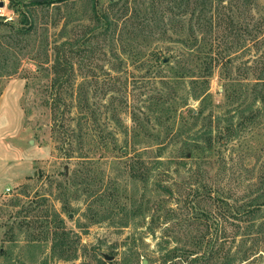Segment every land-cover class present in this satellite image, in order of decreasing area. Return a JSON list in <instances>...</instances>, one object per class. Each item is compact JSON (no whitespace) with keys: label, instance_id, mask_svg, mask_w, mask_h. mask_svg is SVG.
I'll return each instance as SVG.
<instances>
[{"label":"rangeland","instance_id":"obj_1","mask_svg":"<svg viewBox=\"0 0 264 264\" xmlns=\"http://www.w3.org/2000/svg\"><path fill=\"white\" fill-rule=\"evenodd\" d=\"M224 1L0 0V264H264V0Z\"/></svg>","mask_w":264,"mask_h":264},{"label":"trees","instance_id":"obj_2","mask_svg":"<svg viewBox=\"0 0 264 264\" xmlns=\"http://www.w3.org/2000/svg\"><path fill=\"white\" fill-rule=\"evenodd\" d=\"M186 0H182L183 3H185ZM189 3V2H188ZM204 3L207 4V12H211L212 9H216L219 11L220 9V5H224L225 1L224 0H204ZM112 6L115 5L114 2L111 3ZM126 8H122V13L118 18H121L123 16V14H125ZM115 18V17H114ZM99 21L101 20V22L103 23V25L105 26V28H108L107 30H109L111 28V25L113 24V22L110 19V15L107 14L106 12L101 15L98 19ZM192 35H190L191 37H193L194 41H191L190 39H188V43L190 45V47H194V43L197 42V38L195 37V32L191 33ZM190 37V38H191ZM217 46V45H216ZM215 45L213 43H210L209 45H207V48L205 49L203 55H204V60L203 62H205L206 64L212 65V61H214V57H213V49H214ZM64 52L58 51L56 53V59H55V65H54V72H55V80H54V85L55 86H63L64 84V78L65 76L69 73V64L66 62L65 60V55H63ZM263 67H264V60L262 63ZM210 71H208L207 75L203 76L202 78L204 79V84L206 85L205 91H207V87H208V83H209V77H210ZM261 76V77H260ZM259 79H257V83H256V88H255V92H256V96L257 98L261 99L262 102L264 101V69L261 71V75H260ZM159 187H161L159 185ZM163 189H165L166 191H169V189L167 187H162ZM262 206H264V201L263 202H258L257 200L254 202H251L249 205L246 206L245 208V212H254V211H250L256 209V208H261ZM56 218H55V224L56 227L53 229H50L52 231V235H53V249L54 251H56L57 249L60 250V252L63 253H67L68 252V237H69V232L66 230L65 225H64V220L61 218V216L58 213H55ZM58 220V221H57ZM48 228L51 227V224L48 223Z\"/></svg>","mask_w":264,"mask_h":264},{"label":"water","instance_id":"obj_3","mask_svg":"<svg viewBox=\"0 0 264 264\" xmlns=\"http://www.w3.org/2000/svg\"><path fill=\"white\" fill-rule=\"evenodd\" d=\"M4 6H5L4 2H0V8H4ZM144 264H146V263H144Z\"/></svg>","mask_w":264,"mask_h":264},{"label":"built area","instance_id":"obj_4","mask_svg":"<svg viewBox=\"0 0 264 264\" xmlns=\"http://www.w3.org/2000/svg\"><path fill=\"white\" fill-rule=\"evenodd\" d=\"M9 192H11V189H10V188H8V189L6 190V193H9Z\"/></svg>","mask_w":264,"mask_h":264}]
</instances>
